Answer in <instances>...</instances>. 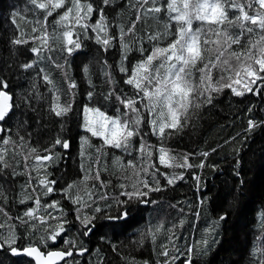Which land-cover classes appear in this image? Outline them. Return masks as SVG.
Listing matches in <instances>:
<instances>
[{"label":"trees","instance_id":"16d2710c","mask_svg":"<svg viewBox=\"0 0 264 264\" xmlns=\"http://www.w3.org/2000/svg\"><path fill=\"white\" fill-rule=\"evenodd\" d=\"M91 2L96 8H104V15L111 25L113 35L118 34L119 25L126 29L135 18V13L126 0H113L110 5H103L102 0ZM16 13H19L16 18L19 28L12 22ZM37 19H43V14L34 8L30 0H0V78L7 82V90L12 94L14 102L10 118L2 124L9 130L7 135L17 141V145L0 143V149L7 148L5 159L10 165L7 169L0 168V189L8 195V203L4 205L8 214L15 218L34 206L31 201L27 204L19 203L21 186L25 184L27 177L12 174L13 169L17 172L25 170L23 154L28 151L27 146H18L20 142L17 133L24 136L26 144L37 148V154L40 155H44V149L51 147L55 139L60 138L67 141L69 147L63 149L57 145L53 149L54 153L59 154V159L47 168L50 173L47 178L56 181L55 191L42 197V204L60 202L57 209L47 211L55 217H61L59 209H63L61 219L66 221L63 224L66 231L61 235L64 241L75 242L74 255L68 258L71 264H164L165 260H169V264H182L186 258V247L198 244L202 239H208V248L205 250L203 245H199L192 253V264H257L259 253L254 255L253 252L264 247V240L259 239L262 234L261 214L264 213V88L259 94L246 92L243 96H236L230 89H224L214 96L211 104L199 109L188 126L167 141V147L178 157L187 154L189 163L193 165L203 162L204 167L175 169L177 173H184V179L176 181L174 185H167L160 178L163 190L150 192L145 197L149 203L131 201L126 206L117 208L115 200L125 199L120 195V183L128 184L131 190V181L123 179L125 175L131 174V170L124 173L119 168L120 162L114 164L113 161L115 157H121L126 162L131 157L120 149H106L102 162L107 160L108 170L101 171V179L110 180L111 183L103 188L96 183L95 188H92V182H89L88 190L93 193L95 203L85 196L84 200L88 204H74L62 190L74 181L79 182L83 175L81 164L84 163L85 168H88L97 156L94 148L82 145V138L90 136L83 128L84 106L99 107L108 115H115V109L120 105L115 96L109 100H105V96L112 90L117 95H132V89L124 83V73L118 70L121 60L119 43L114 41L115 47L105 51L104 46L96 42L94 32L89 31L87 37L81 34L82 47L71 55L60 51L63 45L59 40H50L49 44L54 50L44 49L37 57L31 51L32 47L40 46L38 41L31 39L35 35L31 31L32 27H39L35 24ZM96 19L97 15L94 13L91 22ZM55 27L57 26L50 17L47 31L54 34ZM151 30L150 28L149 31ZM20 31H24L25 38L29 39L28 44H12L11 41ZM59 31L57 29L55 35ZM136 31L137 37H143V47L150 50L151 45L144 36L143 22L137 24ZM125 39L133 38L126 36ZM147 54L146 51L144 55ZM140 58L141 54L133 50L125 63L131 69ZM33 60H37L38 68L44 69L51 77L59 92H54L53 86L41 79L42 74L38 75L37 69H21L20 65ZM56 64L64 67L57 68ZM84 67H88V73L83 71ZM105 71L111 74L112 81L105 75ZM65 72L77 84L74 97L68 94ZM89 79L91 83L88 82ZM89 91L93 92L91 100L87 96ZM57 94L61 96L62 102L72 99V110L66 116L57 117L51 111ZM30 95L33 96L31 106L24 102V97ZM250 120L256 126L249 131ZM146 139L153 144L157 142L151 134ZM90 142L97 147L101 143L96 137H91ZM14 150L20 155L13 156ZM204 152L209 155L204 157ZM136 155L133 151L132 156ZM28 163L31 165L34 162L30 159ZM159 167L161 172L173 171ZM43 174L41 170V176ZM196 176L200 178L199 183ZM82 187L78 183V188ZM76 191L74 188L71 194L75 195ZM80 194L83 195V192ZM102 194H107L108 199H99ZM95 207H100L102 211L94 212ZM125 208L128 213L126 218L106 219V216L116 217ZM40 214L47 215L43 210ZM78 215L96 217L93 221L95 227L89 234L83 235L85 229L77 219ZM222 216L225 219H220ZM4 220L0 216V222ZM181 221L183 225L179 226ZM9 223H15L17 234L22 236L16 247L41 244L40 231L29 235L19 225V221ZM49 224L55 226L57 220L50 219ZM161 224L163 230L156 231ZM7 232V226L0 229V235H6ZM153 232L156 235L155 242L152 239ZM171 232L179 237L175 240L178 252L168 243ZM164 244L168 245L169 257L160 255L164 250L161 245ZM63 246L60 240L56 244L49 241L50 249ZM79 249L87 251L81 255ZM172 256H177L178 259L173 262ZM30 261L26 256H15L7 246L0 249V264H30Z\"/></svg>","mask_w":264,"mask_h":264},{"label":"snow or ice","instance_id":"6c2138e0","mask_svg":"<svg viewBox=\"0 0 264 264\" xmlns=\"http://www.w3.org/2000/svg\"><path fill=\"white\" fill-rule=\"evenodd\" d=\"M112 2L113 0H102L103 5H110ZM30 3L43 14V19H37L35 22L39 27L33 26L31 29L35 34L31 39L38 41L40 45L31 48L37 57L44 49L54 50L49 44L50 40H59L63 45L60 51L71 55L82 47L81 34L87 37L89 31L94 32L96 42L102 44L105 51L115 47L114 41L119 43L121 60L118 70L124 73L126 77L124 83L132 89V95H117L115 90H112L105 96V100L115 96L120 105L115 109V115H108L99 107L84 106L83 128L90 136L86 135L82 138V145L87 144L94 148L97 156L88 168H85L84 163L81 164L83 175L79 182L74 181L62 190L66 198L71 199L74 204H88L84 200L85 196L95 203L93 193L88 190L89 182H92V188H95L96 183L102 188L111 183L110 180L101 179V171L108 170L107 160L102 162V157L106 156V149H120L131 157L126 162L121 157H115L113 161L114 164L120 162L119 168L122 172L128 173L131 170L130 175L123 177L124 180L131 181V190L128 184L120 183L119 187L122 190L120 195L125 199L115 200L117 208L126 206L131 201L149 203L145 197L150 192L163 190L160 178H163L167 185H174L176 181L184 179V173H177L175 169L204 167L203 162L198 165L189 163L187 154L183 157L173 154L167 147V141L173 135L182 132L196 112L203 106L211 104L214 96L219 95L224 89H230L236 96H243L246 92L259 94L264 88V0H126L134 11L135 18L126 29L123 25H119V32L116 35L110 31L111 25L104 15V8L94 7L91 0H30ZM94 13L97 19L91 22ZM18 16L19 13L14 14L12 21L17 28L20 27L16 20ZM50 17L57 26L53 29L54 34L47 31ZM141 22L144 25V36L151 45L150 50L143 47V37H137L136 26ZM194 24L196 27H193ZM57 29L60 31L55 35ZM126 36L133 39L126 40ZM137 41H139L138 45ZM11 42L14 45H26L29 39L25 38L24 31H20ZM133 50L138 51L141 58L129 69L125 61ZM146 51L148 54L144 55ZM49 60L52 62L51 57ZM104 63L107 64L106 61ZM55 66L64 67L61 64ZM20 67L24 71L37 69V74H42L41 79L46 84L52 85L54 92H59L51 77L44 72V69L38 68L37 60L24 63ZM83 71L88 73V67H84ZM64 75L68 81V94L74 97L77 84L67 72ZM105 75L112 81L109 72L105 71ZM88 82L91 83V80L89 79ZM7 87V82L0 78V122L10 118L14 107L13 97L6 91ZM87 96L91 100L93 92L89 91ZM32 99L31 95L24 97V102L31 106ZM71 110L72 99L62 102L61 96L55 95L51 108L55 116H66ZM255 126L250 120L249 131ZM8 131L0 123V134H4L0 136V143L17 145V141L7 135ZM149 134L156 138L155 144L146 139ZM17 136L20 142L18 146L28 147L27 153L23 154L25 170L17 172L13 169L12 173L13 176L27 177L25 184L21 186L19 203L27 204L31 201L34 206L26 209L23 215L13 218L4 207L8 203V195L0 189V216L5 218L0 222V229L6 226L8 228L6 235H0V248L7 246L13 254L31 258L30 264H60V262L71 264L68 258L74 255L75 242L64 241L61 235L66 231L63 227L66 221L61 219L63 209H59L61 217H55L47 211L57 209L60 202L42 204V197H47L55 191L56 181L47 178L50 175L47 168L59 159V154L54 153L53 149L57 145L67 149L69 144L57 138L51 147L44 149L45 154L40 155L37 154V148L26 144L24 136H20L19 132ZM91 137L101 141L98 147L91 145ZM133 151L137 153L136 156H132ZM6 153L7 148L0 149V168L10 167L5 159ZM16 155L20 153L14 150L13 156ZM202 155L207 157L209 153L204 152ZM81 156H84L83 151ZM30 159L34 162L31 165L28 163ZM159 166L173 171L161 172ZM41 170L44 172L43 176ZM195 179L199 183V176ZM78 183L83 187L78 188ZM74 188L77 191L72 195ZM81 191L83 195L80 194ZM99 199H108L107 194L100 195ZM41 210L47 215L40 214ZM77 211L79 212V209ZM93 211L99 213L102 209L95 207ZM127 215L125 208L124 211L118 212L116 217L106 216V219H123ZM50 219L57 220V224L50 225ZM77 219L85 229L83 235L89 234L95 227L94 215H78ZM220 219L225 217L222 216ZM13 220L19 221L26 234L40 231L41 244L16 247L22 236L17 234V225L9 223ZM182 225L183 221L179 226ZM261 229L262 234L259 239L264 240V213L261 214ZM162 230V224L157 226L156 231ZM152 239L155 242V232L152 233ZM177 239L179 237L176 233L171 232L168 243L178 252L179 249L175 248ZM58 240L62 241L64 246L57 250L50 249L49 241L56 244ZM199 245H203L206 250L209 245L208 239H202L198 244L186 247V258L182 264H192V253ZM161 247L164 250L160 255L169 257L168 245L164 244ZM113 248L115 249V246ZM85 251L87 249H79L81 255ZM257 253H259L257 264H264V247L255 249L253 254ZM176 259L177 256L171 257L173 262ZM164 264H169V260H165Z\"/></svg>","mask_w":264,"mask_h":264},{"label":"water","instance_id":"95a60500","mask_svg":"<svg viewBox=\"0 0 264 264\" xmlns=\"http://www.w3.org/2000/svg\"><path fill=\"white\" fill-rule=\"evenodd\" d=\"M6 91H8L7 89H6ZM9 92V91H8ZM9 94L11 95V93L9 92ZM0 123H2V122H0ZM0 249H2V248H0ZM43 250V249H42ZM52 250H57V249H52ZM73 253H74V250H73ZM15 256H18V255H16V254H14ZM21 256H24V255H21ZM27 257V256H26ZM29 258V257H28ZM31 259V258H30ZM62 262H60V264H61Z\"/></svg>","mask_w":264,"mask_h":264},{"label":"bare ground","instance_id":"6f19581e","mask_svg":"<svg viewBox=\"0 0 264 264\" xmlns=\"http://www.w3.org/2000/svg\"><path fill=\"white\" fill-rule=\"evenodd\" d=\"M12 95V94H11ZM13 97V96H12Z\"/></svg>","mask_w":264,"mask_h":264}]
</instances>
